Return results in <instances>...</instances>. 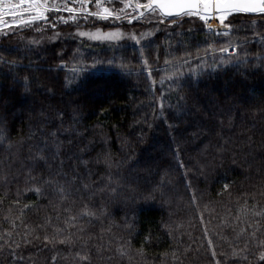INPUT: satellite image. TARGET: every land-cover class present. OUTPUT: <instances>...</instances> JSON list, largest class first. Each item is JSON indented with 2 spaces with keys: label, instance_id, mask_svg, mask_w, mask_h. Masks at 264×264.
Listing matches in <instances>:
<instances>
[{
  "label": "trees",
  "instance_id": "1",
  "mask_svg": "<svg viewBox=\"0 0 264 264\" xmlns=\"http://www.w3.org/2000/svg\"><path fill=\"white\" fill-rule=\"evenodd\" d=\"M172 19L0 35V264H264V16Z\"/></svg>",
  "mask_w": 264,
  "mask_h": 264
},
{
  "label": "snow or ice",
  "instance_id": "2",
  "mask_svg": "<svg viewBox=\"0 0 264 264\" xmlns=\"http://www.w3.org/2000/svg\"><path fill=\"white\" fill-rule=\"evenodd\" d=\"M120 2L123 6L117 8L113 5V0H94L95 10H92L90 5L93 4V0H0V33L10 35L17 29L23 31L32 29L34 26L37 32H42L44 26L55 30L56 21H59L65 25L77 24L76 35L87 37L88 40L116 41L124 37L120 28L107 32L100 28H96L95 31H80L79 21L82 19L87 22L92 17L101 21H126L128 24L141 19L148 22L155 19L161 24L165 21L175 24L176 19L170 20L169 18L196 17L208 27L209 31H215L217 35L229 36L232 26L226 21L230 16L249 14L264 16V0H146L143 3L141 0H120ZM50 13L58 15H55L53 20H49ZM8 17L11 19H6ZM211 20L218 21L224 31L214 30L209 23ZM152 34L148 32L137 36L133 33L129 38L140 44L142 39H146ZM55 35L59 36V33L57 32ZM31 43L35 44L38 41ZM238 50V46L231 43H228L226 47L219 48V52L228 58H234ZM214 59L216 58L214 57ZM166 63L172 62L166 61ZM184 63L187 61L185 60ZM227 63H230V59H220L216 66L219 67ZM145 64H147L146 60ZM180 71L181 69L177 67L168 79L172 80ZM148 74L151 75V72ZM36 191L38 192L39 189ZM257 214L259 215V213ZM63 242L61 241V243ZM209 242L211 243V241ZM212 255L215 257V250ZM260 259L264 260V254H261ZM216 264H220V262L217 260Z\"/></svg>",
  "mask_w": 264,
  "mask_h": 264
},
{
  "label": "rangeland",
  "instance_id": "3",
  "mask_svg": "<svg viewBox=\"0 0 264 264\" xmlns=\"http://www.w3.org/2000/svg\"><path fill=\"white\" fill-rule=\"evenodd\" d=\"M141 2H146V0H141ZM113 5L117 8H120L123 6V4L120 2V0H113ZM90 7L92 8V10H95L94 8V1H93V4L90 5ZM64 14V13H63ZM66 15V14H64ZM50 16V14H49ZM55 16L51 17V19L53 20ZM8 20H10L11 18L8 17L6 18ZM153 21H156L155 19H153ZM98 23H96L95 20H93L92 17H90L88 19L87 22L83 21L82 19L79 21V30L80 31H95L96 28H100L102 29L103 31L107 32V31H110V30H114L116 28H120L121 31L124 33V37L122 39H119V40H116V41H93V42H117V41H120V40H123V39H126V38H129V36L133 33H135L137 36H139V30H135L134 29H131V28H127V26H124L123 23H125L126 21L124 22H113V23H118L120 25H117V26H109V25H103L101 24L102 22L103 23H108L109 21H98ZM111 24H113L111 21H110ZM60 24L63 25V23L59 22V21H56V28L55 30L51 29L50 27H46L44 26V30L42 32H37L35 30V26L30 29V30H25L23 31L22 33H20L16 38H15V41L18 42V43H23V44H26V46L28 45V47H36L38 45H41V44H44V43H47V42H52V41H56L58 40L61 36H64L65 34H75L76 35V31H77V27L78 25L77 24H74V23H71L73 24V27L71 28H58V26ZM65 25V24H64ZM70 29H73L72 31ZM59 33V36H56L55 34L56 33ZM3 33H0V35H2ZM78 36V35H76ZM80 37V36H78ZM82 39H85V40H88L87 37H80ZM130 39V38H129ZM131 40V39H130ZM32 41H38V43H31ZM89 41H92V40H89ZM133 41V40H132ZM101 94H105V91L101 90L100 91ZM94 94H97V92H95Z\"/></svg>",
  "mask_w": 264,
  "mask_h": 264
},
{
  "label": "bare ground",
  "instance_id": "4",
  "mask_svg": "<svg viewBox=\"0 0 264 264\" xmlns=\"http://www.w3.org/2000/svg\"><path fill=\"white\" fill-rule=\"evenodd\" d=\"M209 23H211L212 28H216L217 29V28L220 27L218 21H216V20H211V21H209Z\"/></svg>",
  "mask_w": 264,
  "mask_h": 264
},
{
  "label": "built area",
  "instance_id": "5",
  "mask_svg": "<svg viewBox=\"0 0 264 264\" xmlns=\"http://www.w3.org/2000/svg\"><path fill=\"white\" fill-rule=\"evenodd\" d=\"M221 31H224V29L222 28Z\"/></svg>",
  "mask_w": 264,
  "mask_h": 264
}]
</instances>
